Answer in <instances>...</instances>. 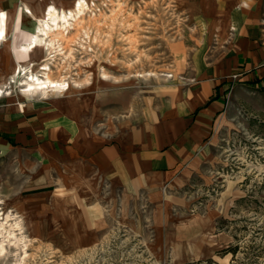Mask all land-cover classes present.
<instances>
[{"label": "rangeland", "instance_id": "374dc122", "mask_svg": "<svg viewBox=\"0 0 264 264\" xmlns=\"http://www.w3.org/2000/svg\"><path fill=\"white\" fill-rule=\"evenodd\" d=\"M75 1L22 0L13 9L30 10L39 27L49 6L68 13ZM87 3L54 49L44 44L56 31L23 51L26 72L41 74L48 63L65 89L27 94L17 71L1 84L0 100L72 101L89 113V133L101 134L168 105L224 55L230 38L191 17L186 0ZM237 85L212 160L172 206L123 198L97 182L87 162L69 165L54 183L29 157L0 152V242L9 233L24 239L18 247L6 240L0 264H264V82L234 78L230 91Z\"/></svg>", "mask_w": 264, "mask_h": 264}, {"label": "crops", "instance_id": "0c3cea01", "mask_svg": "<svg viewBox=\"0 0 264 264\" xmlns=\"http://www.w3.org/2000/svg\"><path fill=\"white\" fill-rule=\"evenodd\" d=\"M19 1L0 0V18L6 17V25H0V87L28 59L23 51L29 55L38 34L36 15L13 9ZM186 1L191 17L206 18L208 28L230 37L224 55L202 69L201 79L176 91L168 105L108 125L101 134L89 133V113L72 101L9 105L1 99L0 152L29 157L54 183L69 165L73 170L87 162L97 182L125 199L168 206L182 200L181 191L213 158L239 87L230 91L234 76L241 83L264 82V0Z\"/></svg>", "mask_w": 264, "mask_h": 264}, {"label": "bare ground", "instance_id": "6f19581e", "mask_svg": "<svg viewBox=\"0 0 264 264\" xmlns=\"http://www.w3.org/2000/svg\"><path fill=\"white\" fill-rule=\"evenodd\" d=\"M88 9H89V6L87 3V0H76L74 3V9L70 10L68 13L65 11L60 13L54 6H49L45 11L44 19L40 21L39 23V27H38L39 34L34 35L32 37V39L34 40V44L30 48H27V51L28 52L35 51L36 44L40 45L37 43L38 41H45V39H47L50 35H52L56 31L55 38L50 40L48 44L46 43L47 41H45V44H44V45L49 46L51 49H54L56 38L59 35L65 34V32L69 30V27L72 26V22H76L79 18H81ZM27 12L31 13L30 10H27ZM40 73L41 74H34L32 72L28 73L26 72L24 67L19 66L18 75L22 76L20 86L24 88V91L27 92V94L35 93L37 91H47L51 88L52 90L58 91V92H62L65 89L66 84L64 80H53L52 77L50 76L51 68L48 63L43 64ZM11 218L12 216L7 214L6 220H9ZM2 226H4V224H1L0 227ZM12 227L16 230L17 228H21L20 222L16 221L12 225ZM2 236H5V235L3 234ZM11 237H13L15 241L12 244H14V246L17 245V247L19 243L24 240V239L16 238V235L13 233H9L8 236L5 237L4 240L0 242V253L2 254V256L5 254V252H7L5 248L6 240L11 242L10 240ZM25 244L26 245L24 247L27 246V243ZM24 249L26 251V248Z\"/></svg>", "mask_w": 264, "mask_h": 264}, {"label": "trees", "instance_id": "16d2710c", "mask_svg": "<svg viewBox=\"0 0 264 264\" xmlns=\"http://www.w3.org/2000/svg\"><path fill=\"white\" fill-rule=\"evenodd\" d=\"M238 251V247L236 248H230L226 251V254H232V255H236Z\"/></svg>", "mask_w": 264, "mask_h": 264}, {"label": "built area", "instance_id": "2783aa9c", "mask_svg": "<svg viewBox=\"0 0 264 264\" xmlns=\"http://www.w3.org/2000/svg\"><path fill=\"white\" fill-rule=\"evenodd\" d=\"M234 78H237V76H235Z\"/></svg>", "mask_w": 264, "mask_h": 264}]
</instances>
